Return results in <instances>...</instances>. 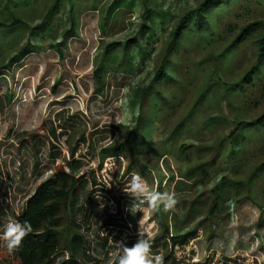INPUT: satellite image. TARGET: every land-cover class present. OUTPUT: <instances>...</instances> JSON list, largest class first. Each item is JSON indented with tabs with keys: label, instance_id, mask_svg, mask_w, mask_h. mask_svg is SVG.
I'll return each instance as SVG.
<instances>
[{
	"label": "rangeland",
	"instance_id": "374dc122",
	"mask_svg": "<svg viewBox=\"0 0 264 264\" xmlns=\"http://www.w3.org/2000/svg\"><path fill=\"white\" fill-rule=\"evenodd\" d=\"M97 1L93 10L92 0H75L77 32L64 41L67 0H19L14 8L0 0L2 23L27 25L18 48L34 51L0 70V231L41 183L66 172L76 184L59 214L60 250L49 264H116V243L132 247L139 229L151 245L168 233L188 234L166 264H264V63L241 91L234 86L255 66V34L217 60L244 27L264 20V0L219 4L209 12L213 31L188 28L169 53L175 23L202 0H147L146 17L142 0ZM133 37L138 44L128 46ZM113 43L119 46L108 53ZM164 60L171 78L156 83ZM98 68L105 74L99 86ZM189 111L188 124L179 126ZM138 118L148 145L125 144L120 157L127 163L118 157L106 183L108 158L100 153L125 143ZM252 121L257 128L229 136ZM131 173L153 191L175 193L174 209L132 216L125 193ZM219 199L220 212L211 214ZM151 252L153 264L168 255L159 246ZM0 264H19L2 240Z\"/></svg>",
	"mask_w": 264,
	"mask_h": 264
},
{
	"label": "trees",
	"instance_id": "16d2710c",
	"mask_svg": "<svg viewBox=\"0 0 264 264\" xmlns=\"http://www.w3.org/2000/svg\"><path fill=\"white\" fill-rule=\"evenodd\" d=\"M59 1V0H58ZM229 0H202L194 9L187 12L184 16L179 18V20L175 23V26L171 32L169 42L167 45L166 51L169 53L175 47V45L181 40L183 37L185 30L188 28H192L196 32L201 33L203 36L207 35L206 31H213L212 23L210 21L209 12L213 11V8H216L219 4H225ZM9 7L14 8L19 3V0H6ZM75 0H67L69 5V15H70V27L68 31H66L63 35V40L66 41L70 36H74L72 34H76L77 28L75 27ZM92 7L95 10L98 5L97 0H92ZM142 3L145 7L144 16H147L148 8H147V0H142ZM92 10V9H91ZM49 11L47 15L50 13ZM47 16L45 15L42 23L44 24ZM41 23V24H42ZM27 28L25 21L20 19H15L12 23L5 24L0 21V58L6 56V53L10 52L14 47V55L10 57L8 60L0 62V70L10 71L12 65L17 64L22 61L29 54L34 53L32 49H28V46L18 48L19 44H17V35L21 32H24ZM37 30V28H36ZM19 32V33H18ZM142 30L140 29V34ZM254 33L255 36L253 38V46L255 48L256 53V61L255 66L250 69L248 73L242 76L239 81L234 84V86H239L238 90H242L241 84L246 82L248 78L255 72L257 69L261 68L264 63V20H256L246 27H244L238 35L226 45V47L218 54L217 60L222 61L229 55V53L234 50L237 46H240L241 43L247 38L248 35ZM12 43V44H11ZM11 44V45H10ZM62 43H58L55 45V49L59 57H62V51L60 49ZM130 46L131 44H138L137 37H133L131 40L127 42ZM119 46L118 43L109 44L107 48V52L111 51L113 48ZM166 52V53H167ZM107 53V54H108ZM1 61V59H0ZM166 61L164 60L160 67L157 69L154 75V81L156 83H163L171 78L170 74L167 71ZM105 65V64H104ZM109 64L106 66L108 67ZM114 65V63H113ZM117 64L114 66H110V70H116ZM96 83L99 85L102 84L104 79V73L102 68H98L94 72ZM146 93V88L141 90V97ZM191 111H189L179 126L183 124H188L190 119ZM140 120L138 118L137 124L130 130L128 136L125 140V143L115 145L110 144L104 149H102L100 155L101 158H109L113 157L117 159L120 157L121 152L125 149V144H136L140 147L144 144L148 145L147 136L140 132L138 129ZM139 122V123H138ZM258 121H252L250 123H240L237 125L236 129L230 133V137H235V139L239 136V130L243 129V127L247 130L249 128H257ZM145 133L148 132L150 124H148ZM245 133V134H244ZM248 134V133H247ZM246 132H243L245 139H247L248 135ZM185 146H181L180 149H184ZM74 168H78L80 164L78 162H72L71 165ZM262 170H264V163L260 166ZM76 184V179L70 173L66 172H58L53 175L50 179L41 183L32 196L26 201L24 210L22 214L17 218V220L23 222L25 220L31 223L33 231L26 235L19 247L15 249L16 256L19 260V264H49L54 256L59 252L60 242L58 237L57 228L60 226L59 214L62 210H66L68 207V203L72 196V192L74 191V186ZM220 200V202H219ZM218 202L214 203L211 206L209 212L217 214L220 212L221 207L218 204H222L221 201L223 199H219ZM165 232H168L165 229ZM167 238L165 240H161L155 244H152V249L158 248L160 251H164L168 255L163 260H160L158 264H166L170 261L172 251L184 243L188 238L187 235H170V233L166 234ZM169 252V253H168Z\"/></svg>",
	"mask_w": 264,
	"mask_h": 264
},
{
	"label": "clouds",
	"instance_id": "9594fccd",
	"mask_svg": "<svg viewBox=\"0 0 264 264\" xmlns=\"http://www.w3.org/2000/svg\"><path fill=\"white\" fill-rule=\"evenodd\" d=\"M123 164L127 161L123 157L119 158ZM116 159L109 157L104 162L105 182H110L112 173L116 171L119 165ZM111 186V185H110ZM109 186V187H110ZM125 192L129 197L130 203L127 211L135 216L137 212L148 210L152 213L159 211L168 212L177 205L178 200L175 193H160L153 191L151 185L139 174L131 173L127 178ZM33 231L31 223L27 220L21 222L16 219H10L4 224L0 231V240L4 242V246L9 252L17 249L22 239ZM138 239L132 247H127L123 243H116L118 248V256L116 264H153L151 243L145 238L143 230H138ZM159 260V257H157Z\"/></svg>",
	"mask_w": 264,
	"mask_h": 264
}]
</instances>
